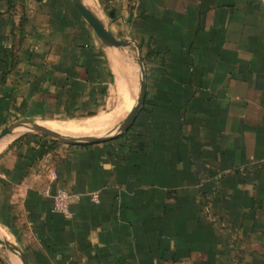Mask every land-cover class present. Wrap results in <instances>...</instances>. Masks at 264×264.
I'll return each instance as SVG.
<instances>
[{"label": "crops", "instance_id": "crops-1", "mask_svg": "<svg viewBox=\"0 0 264 264\" xmlns=\"http://www.w3.org/2000/svg\"><path fill=\"white\" fill-rule=\"evenodd\" d=\"M83 2L139 46L144 105L104 144L5 135L0 235L29 264H264V0ZM131 47L72 0H0V133L120 125L140 93ZM60 190L77 198L69 217L53 211ZM14 259L0 245V264Z\"/></svg>", "mask_w": 264, "mask_h": 264}, {"label": "water", "instance_id": "water-1", "mask_svg": "<svg viewBox=\"0 0 264 264\" xmlns=\"http://www.w3.org/2000/svg\"><path fill=\"white\" fill-rule=\"evenodd\" d=\"M76 8L79 10L81 15L88 21V23L96 31L97 35L107 44L112 45L116 48L127 47L129 45H135L138 51V65L140 68L141 79H140V93L138 101L134 109L127 116V118L120 124V126L108 135L103 136H93V135H84V136H73V135H62L56 133L55 131L46 128L45 126L30 123L27 121H21L11 126L5 127L0 133V140L19 127H29L36 133H39L45 137L51 138L56 141L74 146L82 145H96L104 144L111 141H114L123 135H125L133 123L135 122L137 116L139 115L146 98L147 85H146V73L144 70L142 54L137 43L131 39L117 40L114 35L108 30V28L86 7L83 0H72ZM0 245L15 259H17L21 264H29L27 258L10 242L4 239L0 235Z\"/></svg>", "mask_w": 264, "mask_h": 264}, {"label": "rangeland", "instance_id": "rangeland-1", "mask_svg": "<svg viewBox=\"0 0 264 264\" xmlns=\"http://www.w3.org/2000/svg\"><path fill=\"white\" fill-rule=\"evenodd\" d=\"M96 2V1H95ZM97 5V6H96ZM92 6H93V8L95 9V11L96 12H100V7H99V5H98V3L96 2V4H93L92 3ZM102 17H103V15H102ZM103 19L105 20V18L103 17ZM106 21V20H105ZM124 49V48H123ZM124 51H125V49H124ZM129 54L133 57V59H134V61L136 62V65H138L137 64V51L135 50V48L134 47H131L130 48V51H129ZM84 123H89V124H87L88 125V127H90V126H92V125H94V124H96V123H101V120L100 119H97V120H81V121H77V122H71V123H69L67 126H65L66 128H71V129H74V130H77V131H80V130H82V129H84L83 128V126H84ZM91 124V125H90ZM117 127H119L120 125H116ZM115 126V128L114 127H111V128H106V129H101V130H99V131H94V132H92L93 134H95V135H108V134H110V133H112L113 131H115L116 130V127ZM33 131V130H32ZM14 263L16 264H18V262L14 259Z\"/></svg>", "mask_w": 264, "mask_h": 264}, {"label": "built area", "instance_id": "built-area-1", "mask_svg": "<svg viewBox=\"0 0 264 264\" xmlns=\"http://www.w3.org/2000/svg\"><path fill=\"white\" fill-rule=\"evenodd\" d=\"M52 181L55 180L56 176L54 173L51 175ZM73 199H77L76 197L70 195L67 191L60 190L56 193L53 198V211L56 213L63 214L69 217V206ZM94 201H97V197L94 196Z\"/></svg>", "mask_w": 264, "mask_h": 264}, {"label": "bare ground", "instance_id": "bare-ground-1", "mask_svg": "<svg viewBox=\"0 0 264 264\" xmlns=\"http://www.w3.org/2000/svg\"><path fill=\"white\" fill-rule=\"evenodd\" d=\"M132 90V89H131ZM131 101V100H130ZM119 117H117V119H118ZM115 120H116V118L114 117V118H112L110 121H108L109 123H114L115 122ZM104 123V122H103ZM117 123V122H116ZM91 125V124H90ZM110 125V124H109ZM113 125V124H112ZM93 126V125H92ZM106 126H107V124H106ZM86 128H88V127H86ZM14 137V136H13ZM7 138V137H6Z\"/></svg>", "mask_w": 264, "mask_h": 264}]
</instances>
